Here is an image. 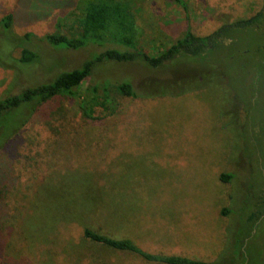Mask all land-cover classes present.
Here are the masks:
<instances>
[{"label": "rangeland", "instance_id": "rangeland-1", "mask_svg": "<svg viewBox=\"0 0 264 264\" xmlns=\"http://www.w3.org/2000/svg\"><path fill=\"white\" fill-rule=\"evenodd\" d=\"M118 1L134 13L139 46L152 56L188 29L206 37L264 9V0H186L187 16L168 0ZM86 7L87 0H0V40L7 32L2 20L13 15L12 38L33 33L37 39L27 46L41 56L22 69L0 67V100L78 69L104 50L57 49L39 40L46 34L79 37ZM229 36V46L207 62L182 58L160 70L107 63L76 97L41 107L0 150V264H155L89 241L86 229L131 239L152 254L212 264H243L247 244L255 252L251 264H264V213L249 220L264 204V25ZM8 42L7 60L20 57ZM234 51L239 54L230 56ZM211 63L220 74L200 88L143 97L155 84L161 93L176 92L188 76L212 72ZM253 65L263 68L254 91ZM106 80L113 104L87 118L88 88ZM125 80L138 98L118 94ZM12 121L0 131L10 134L18 125ZM224 174L232 175L230 182L221 180Z\"/></svg>", "mask_w": 264, "mask_h": 264}, {"label": "trees", "instance_id": "trees-1", "mask_svg": "<svg viewBox=\"0 0 264 264\" xmlns=\"http://www.w3.org/2000/svg\"><path fill=\"white\" fill-rule=\"evenodd\" d=\"M181 7L187 16L189 15V5L186 0H168ZM84 16L77 25L81 30L79 37H68L61 34H49L39 39L46 42L53 48L78 51L89 46L103 48L101 53L94 54L87 60L82 67L70 71H64L58 74L49 82H44L36 86H30L22 90L16 95L7 96L0 100V127L4 124L6 119H13L18 122L13 130L5 134V127L0 131V150H3L11 140L19 134V132L33 119L39 112L41 107L48 104L50 101L62 96L74 98L79 94V90L86 82L92 80L97 69L107 63H141L151 70H160L173 67L177 60L182 58H190L193 61L201 60V62L210 61V56L228 47L232 41L229 36L232 30H247L258 29L264 25V9L252 18L246 20H239L235 23L224 26L212 35L203 37L195 35L190 29L186 30L183 38L179 39L175 44L167 50L158 53L154 56L144 52L138 42V28L135 23L134 13L130 7L118 0H87V7ZM13 15H8L2 20V26L5 31L2 33L4 41L0 40V67L6 69L16 70L23 66H31L40 62V54L27 46L32 43V40L37 37L33 33H27L22 37L11 36L13 23ZM12 40L14 46L11 50L20 49V57L10 58L7 60V53L9 42ZM9 51V50H8ZM10 54V51H9ZM8 54V55H9ZM239 54L234 51L230 56ZM246 56L252 54V51L245 52ZM229 56V57H230ZM264 63V60H263ZM202 64V63H201ZM212 72L204 70V74L198 78L188 76L186 85L178 91L162 92L160 87L155 84L152 91L143 94L146 98H155L160 96H178L183 95L192 87L200 88L208 80H215V76L220 74L218 67L211 63ZM264 66V64H263ZM255 66L253 65V68ZM249 70H244V73H249ZM263 68L257 66L250 73H254L253 91L255 85L258 86L259 72ZM191 74L193 70H190ZM241 72V73H243ZM196 73V72H195ZM248 74L249 76L251 74ZM213 82V81H212ZM112 82L108 80L100 83L92 84L89 95V103L84 107V114L87 118H92L96 113V108H103L105 111L109 110L110 105L113 104V97L111 96ZM193 83V85H192ZM192 85V86H191ZM117 92L120 96L125 98H138L139 95L135 91L133 84L128 81H121L117 84ZM178 89V88H177ZM25 111L24 113H22ZM52 113V112H51ZM58 111H53V118L57 119ZM94 118V117H93ZM1 129V128H0ZM260 160L261 156L259 157ZM232 175L224 174L221 176L223 182H230ZM3 200V193L0 191V203ZM264 204H260V208L256 212L251 213L250 221L255 220V216L259 219L263 217ZM254 214V215H253ZM0 220V229L2 226ZM1 231V230H0ZM84 237L89 241L101 244L118 252H127L139 256L149 263L155 264H212L204 261L193 260L178 255H157L144 251L136 245L131 239H115L104 235L102 233L86 229ZM240 247V241L237 237V243L231 253L233 259L232 263L236 261V255ZM243 264L254 263L256 257L255 252H252L251 246L247 244L242 245ZM3 253V243L0 241V256Z\"/></svg>", "mask_w": 264, "mask_h": 264}]
</instances>
